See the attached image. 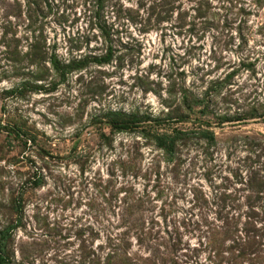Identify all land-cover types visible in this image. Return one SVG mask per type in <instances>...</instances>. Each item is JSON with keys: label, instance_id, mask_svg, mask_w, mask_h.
I'll list each match as a JSON object with an SVG mask.
<instances>
[{"label": "rangeland", "instance_id": "obj_1", "mask_svg": "<svg viewBox=\"0 0 264 264\" xmlns=\"http://www.w3.org/2000/svg\"><path fill=\"white\" fill-rule=\"evenodd\" d=\"M34 43L86 64L59 81L26 58ZM232 71L221 96L234 104L211 94L208 114L187 115L184 96ZM260 103L264 0H0V231L20 220L10 261L264 264V122L215 119ZM176 112L189 119L166 120ZM132 116L144 121L115 129ZM201 128L214 144L191 134ZM173 129L189 135L168 161L150 137Z\"/></svg>", "mask_w": 264, "mask_h": 264}, {"label": "trees", "instance_id": "obj_2", "mask_svg": "<svg viewBox=\"0 0 264 264\" xmlns=\"http://www.w3.org/2000/svg\"><path fill=\"white\" fill-rule=\"evenodd\" d=\"M30 52L28 53L26 58L29 59V61L33 64H38L43 61H48L50 63V66L52 70L56 73L58 76L59 81H64L65 76L68 72L77 70L82 68L86 63L83 61H72L69 65L64 66L60 61L57 60V58L53 55L47 58V55H45L44 52L39 51V47L37 43H34L30 47ZM93 63L97 65H103V64H108L112 60V52L111 48H108L106 50L105 55L101 57H92ZM247 68L251 69L252 66L247 63L244 64L243 62H240L238 69ZM233 71L225 77L224 80H215L214 82L210 83V86L206 88V90L203 92V95L201 96V99H188L187 97H183V100L181 102L182 107L187 111V115H191V113L195 112V108H199L200 114H208L209 113V108L207 106V98L211 94H213L215 97H220L221 92L223 89L229 85L232 77H233ZM212 85V86H211ZM233 91H228L226 95H222L221 99L223 100L224 103L226 104H234L235 102L232 101L230 98L233 95ZM259 103V102H258ZM112 116V115H111ZM175 117L168 118L166 120H173L176 118V120H180V122L189 119L186 115H181L179 112H176ZM216 122L218 125H222L224 123H235V122H245L249 119L251 120H261L264 122V103H260L259 105L255 106H250L247 108L246 111L240 112L238 109L232 114L228 115V112H225L224 115L220 116L218 115L216 118ZM148 120V118H147ZM144 120L137 119L135 116L130 117L128 120H115L112 121L115 129L118 130H126L131 127H135L140 122ZM149 121V120H148ZM203 124H206L204 126L209 127L210 122H205ZM217 125V126H218ZM197 136L198 138H201L205 141H207L208 144L212 145L215 143V136L212 131H209L208 129H198L197 131L191 133ZM188 132H182L177 129H173L171 133H156L150 138L154 141L155 145L157 146L158 149H161L166 156L168 161H172L176 152V143L178 141L183 140L182 142H185V138L188 136ZM38 187V185L36 184ZM15 214L17 216L20 215L21 212V201H18L13 208ZM20 225V220L19 217L9 223L4 229L0 231V264H12V262L9 259V255L7 254L8 252V244L11 240V236L14 233V231L19 227Z\"/></svg>", "mask_w": 264, "mask_h": 264}]
</instances>
